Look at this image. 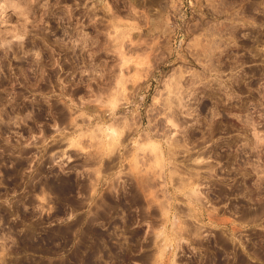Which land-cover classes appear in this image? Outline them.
<instances>
[{
  "label": "rangeland",
  "instance_id": "374dc122",
  "mask_svg": "<svg viewBox=\"0 0 264 264\" xmlns=\"http://www.w3.org/2000/svg\"><path fill=\"white\" fill-rule=\"evenodd\" d=\"M89 223L264 264V0H0V264H84Z\"/></svg>",
  "mask_w": 264,
  "mask_h": 264
},
{
  "label": "bare ground",
  "instance_id": "6f19581e",
  "mask_svg": "<svg viewBox=\"0 0 264 264\" xmlns=\"http://www.w3.org/2000/svg\"><path fill=\"white\" fill-rule=\"evenodd\" d=\"M176 168V167H175ZM178 168V167H177ZM140 177V176H139ZM138 177V178H139ZM181 178V180L183 181L182 182V185H184V186H186V187H188V186H190V184H191V181H190V178H188V177H184V176H181L180 177ZM138 192H133L132 193V197H133V200H135V201H137V199H138ZM187 195L189 196V198H191L189 201L191 202V203H194V204H198V205H200L201 204V200H202V197H201V193H200V191H199V187H190L189 189H188V191H187ZM189 202V203H190ZM194 204H192V208L194 209V210H196V205H194ZM106 211V210H105ZM104 211V212H105ZM107 212V211H106ZM110 213V212H109ZM108 213V214H109ZM112 213V212H111ZM110 213V214H111ZM166 213V212H165ZM256 213V212H255ZM197 215V214H196ZM191 216H195V215H193V214H191ZM186 222V221H185ZM188 224V223H187ZM190 225V224H189ZM189 225H187V227L189 226ZM181 227H184V228H186L185 227V225L183 224V225H180ZM182 230H183V228H182ZM185 231H178L177 233V235H182V234H187V236L189 235V237H190V235H194V234H196V233H199V228H197V227H188V228H186V229H184ZM186 230H188V231H186ZM86 231H87V235L89 236V235H94L98 240V244L96 245L95 244V246L94 247H92L90 244H86V247H85V251H88L89 252V254H88V256L87 257H85V263L86 264H101L100 263V261L98 262L97 260L98 259H101V258H105V259H109V260H106V261H109V262H111V264H119V263H117L116 262V260L118 259V258H122V256H123V254H124V256L125 255H127V257H128V253H127V249L125 250H123L122 248L121 249H113L112 247L114 246H111V247H109L108 248V243H106V236L105 237H102V233L101 232H99L98 230H97V228L95 229L94 227H93V224L91 225V223H89L88 225H87V228H86ZM176 232V231H175ZM140 234V233H139ZM139 234H133L132 235V242H135V243H138L139 242ZM143 235V234H142ZM150 235H152V234H150ZM145 236V235H144ZM187 236H185V237H187ZM92 237V236H91ZM90 237V238H91ZM146 237V236H145ZM165 237V236H164ZM167 238H168V235L166 236ZM163 238V240H167V238ZM178 237V236H177ZM109 238V237H108ZM151 238V237H150ZM156 236H155V238L154 239H152L151 240V245L150 246H152V245H156V243H157V241H156ZM197 238V237H196ZM257 239H258V237H257ZM111 240V239H110ZM144 240V239H143ZM142 240V241H143ZM150 240V239H149ZM165 240V241H166ZM195 240V239H194ZM211 240V239H210ZM259 240V239H258ZM93 241V240H92ZM107 241H109V240H107ZM146 241V240H145ZM196 241H197V239H196ZM233 241V240H232ZM232 241H231V243H232ZM255 241V240H254ZM140 242H141V240H140ZM201 242V241H200ZM239 242V241H238ZM89 243H90V240H89ZM91 243H94V242H91ZM113 243V242H112ZM212 243V242H211ZM199 244V243H198ZM203 244V243H202ZM241 244V243H240ZM129 245V244H128ZM133 245H135V244H133ZM137 245V244H136ZM159 245V244H158ZM162 245V244H161ZM160 245V256L158 255V257H155V252L153 251V252H151L150 253V251H148V254H145V256L143 257L144 258V261H146L147 263H150V264H155V263H157V261L160 259V258H162V256H163V245L161 246ZM233 245V244H232ZM146 246V244L144 245V247ZM149 246V245H148ZM149 246V247H150ZM202 246V245H201ZM205 246V245H204ZM209 246V245H208ZM96 247V248H95ZM119 248H120V246H118ZM136 247V246H135ZM132 248V247H129L128 249L130 250V251H132V249L133 250H135V249H137V248ZM138 247V246H137ZM153 247V246H152ZM152 247H150V248H152ZM237 247V246H236ZM83 248V247H82ZM92 248V249H91ZM147 248V247H146ZM239 248V247H238ZM242 248V247H241ZM140 249V248H139ZM210 249V248H209ZM208 249V250H209ZM223 249V248H222ZM236 249V248H235ZM253 249V248H252ZM259 249H260V247H259ZM142 250V249H141ZM145 250V249H144ZM153 250V249H152ZM151 250V251H152ZM214 250V249H213ZM242 250V249H241ZM244 250H245V248H244ZM244 250H242V251H244ZM143 251V250H142ZM203 251H204V249H203ZM206 251V250H205ZM240 251V250H239ZM91 252V253H90ZM145 252V251H144ZM207 252V251H206ZM210 252V251H209ZM208 252V253H209ZM212 252H214V251H212ZM222 252V251H221ZM225 252V251H224ZM234 252H235V257L237 256V254H238V256H239V258H238V262H240L241 264H242V262H244V255L243 254H239L238 252H237V249H236V251L234 250ZM147 253V252H146ZM218 253V252H217ZM223 253V252H222ZM251 253V252H250ZM232 254V253H231ZM234 254V253H233ZM252 254H253V252H252ZM86 255V254H85ZM143 255V254H142ZM211 255H213V253L211 254ZM225 255H226V253H225ZM124 256H123V258H124ZM218 256V255H217ZM220 256V255H219ZM247 256H249L248 254H247ZM130 257V256H129ZM232 257H233V255H232ZM200 258V257H199ZM208 258V257H207ZM237 258V257H236ZM258 258H259V256H258ZM81 259H82V257H81ZM128 259V258H127ZM212 259V258H211ZM222 259V258H221ZM226 259V258H225ZM262 258H260V260H261ZM83 260V261H84ZM124 260V259H123ZM126 260V259H125ZM258 260V259H257ZM126 262V261H125ZM199 262V261H198ZM211 262V261H210ZM84 263V264H85ZM128 263V262H127ZM227 263V262H226ZM251 263V262H250ZM102 264H103V262H102ZM123 264V263H122ZM197 264V263H196ZM214 264H216V262H215V260H214ZM224 264V263H223ZM236 264H238L237 262H236Z\"/></svg>",
  "mask_w": 264,
  "mask_h": 264
},
{
  "label": "flooded vegetation",
  "instance_id": "af4514ba",
  "mask_svg": "<svg viewBox=\"0 0 264 264\" xmlns=\"http://www.w3.org/2000/svg\"><path fill=\"white\" fill-rule=\"evenodd\" d=\"M233 207H239L238 205L233 204ZM244 210V209H243ZM248 206H245V210L243 211L244 215H248ZM185 231V230H183ZM188 231V230H186ZM149 239H153L152 237ZM212 242V243H211ZM233 244V245H232ZM200 246H197V248L199 249L198 251H195V253H191V254H186L183 259H182V264H214V260L216 262V264H236V262L238 264H241L240 262H238V254H237V258L233 255L230 254L231 252H234V243H231L230 239L227 238H223V235H216L215 238L209 240L207 243H199ZM202 245V246H201ZM205 245V246H204ZM209 245V246H208ZM246 248L248 247V244H245ZM151 247V246H150ZM148 246V248L146 249V251L148 252L149 250H152V248H150ZM210 248V249H209ZM223 248V249H222ZM204 249V251H203ZM209 249V250H208ZM214 249V250H213ZM207 252H206V251ZM210 251V252H209ZM214 251V252H212ZM223 253H222V252ZM225 251V252H224ZM209 252V253H208ZM218 252V253H217ZM240 255L243 254L244 256V262H242V264H249V257L247 256V252L248 250H246V253L244 254L243 251H237ZM213 253V255H211ZM226 253V255H225ZM139 254V253H138ZM218 255V256H217ZM220 255V256H219ZM200 257V258H199ZM208 257V258H207ZM142 258V255H141ZM212 258V259H211ZM222 258V259H221ZM226 258V259H225ZM199 261V262H198ZM211 261V262H210ZM227 262V263H226Z\"/></svg>",
  "mask_w": 264,
  "mask_h": 264
}]
</instances>
